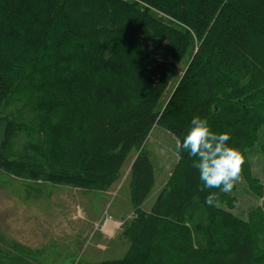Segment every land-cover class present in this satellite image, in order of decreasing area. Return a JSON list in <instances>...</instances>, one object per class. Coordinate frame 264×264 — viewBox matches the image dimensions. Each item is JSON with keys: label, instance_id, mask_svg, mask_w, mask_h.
Returning <instances> with one entry per match:
<instances>
[{"label": "trees", "instance_id": "16d2710c", "mask_svg": "<svg viewBox=\"0 0 264 264\" xmlns=\"http://www.w3.org/2000/svg\"><path fill=\"white\" fill-rule=\"evenodd\" d=\"M157 39L174 61L150 57ZM37 76L62 86L66 98L43 102L49 115L37 125L50 143L28 139L16 150L26 126L5 108ZM195 115L231 134L245 158L241 172L263 195L248 151L264 127V0H0V168L105 190L155 123L182 140ZM132 184L129 251L99 264H264V205L248 220L234 214L237 198L201 191L187 153L149 211L141 206L155 175L146 153L133 164ZM210 192L218 194L214 206L206 203Z\"/></svg>", "mask_w": 264, "mask_h": 264}, {"label": "rangeland", "instance_id": "374dc122", "mask_svg": "<svg viewBox=\"0 0 264 264\" xmlns=\"http://www.w3.org/2000/svg\"><path fill=\"white\" fill-rule=\"evenodd\" d=\"M148 53L152 59L174 61L166 40L150 41ZM187 61L188 58L178 65L177 77L163 98L161 110L184 76ZM64 97L62 86L40 76L33 81L24 80L21 90L12 95L5 108L26 126L16 140V150L28 139L50 143L53 137H45L38 130V121L44 123L42 120L49 115L42 105L48 98L62 104ZM176 140L155 123L140 149L131 150L118 178L105 190L54 184L43 177L35 180L26 173L18 175L0 168V264H99L125 256L131 246L125 231L136 209L132 201L133 164L142 152L154 165L155 184L141 206L149 211L178 162ZM45 147L38 150V162L45 161L41 156ZM248 152L253 174L264 186V127ZM32 158L28 160L33 161ZM230 193L238 200L232 212L242 219L248 220L251 212L264 205V194H255L242 172ZM194 216L199 221L200 211ZM111 220L120 221V226L108 235L104 227Z\"/></svg>", "mask_w": 264, "mask_h": 264}, {"label": "clouds", "instance_id": "9594fccd", "mask_svg": "<svg viewBox=\"0 0 264 264\" xmlns=\"http://www.w3.org/2000/svg\"><path fill=\"white\" fill-rule=\"evenodd\" d=\"M229 132L215 130L207 117H192L183 139H177V155L187 153L192 158V166L198 171L202 182L201 191L219 189L221 193L231 192L240 178L245 158L240 149L229 143ZM218 200L216 192L206 197L208 206Z\"/></svg>", "mask_w": 264, "mask_h": 264}, {"label": "crops", "instance_id": "0c3cea01", "mask_svg": "<svg viewBox=\"0 0 264 264\" xmlns=\"http://www.w3.org/2000/svg\"><path fill=\"white\" fill-rule=\"evenodd\" d=\"M119 226H120V221L117 220L107 221L104 227V231L108 235H113L117 231V228Z\"/></svg>", "mask_w": 264, "mask_h": 264}]
</instances>
